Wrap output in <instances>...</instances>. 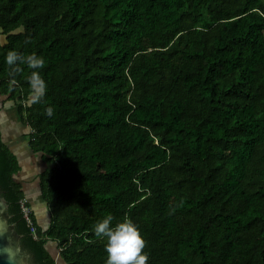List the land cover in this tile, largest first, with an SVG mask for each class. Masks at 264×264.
<instances>
[{
    "label": "trees",
    "instance_id": "1",
    "mask_svg": "<svg viewBox=\"0 0 264 264\" xmlns=\"http://www.w3.org/2000/svg\"><path fill=\"white\" fill-rule=\"evenodd\" d=\"M11 50L44 59L39 103ZM0 96L46 165L43 226L0 129L32 264H106L109 214L138 226L148 264H264V0H0Z\"/></svg>",
    "mask_w": 264,
    "mask_h": 264
},
{
    "label": "clouds",
    "instance_id": "2",
    "mask_svg": "<svg viewBox=\"0 0 264 264\" xmlns=\"http://www.w3.org/2000/svg\"><path fill=\"white\" fill-rule=\"evenodd\" d=\"M5 60L12 73L21 72L20 65L24 64L34 70L28 78L31 89L29 103H39L44 98L48 87L39 71L45 65L44 59L35 54L24 56L15 50H11L7 53ZM53 114L54 109L48 107L46 115L52 117ZM113 221L114 217L109 214L94 226L95 235L106 239V264H148L149 255L144 251L146 241L138 226L130 218H124L115 225H113Z\"/></svg>",
    "mask_w": 264,
    "mask_h": 264
},
{
    "label": "crops",
    "instance_id": "3",
    "mask_svg": "<svg viewBox=\"0 0 264 264\" xmlns=\"http://www.w3.org/2000/svg\"><path fill=\"white\" fill-rule=\"evenodd\" d=\"M6 106L8 105L4 103V98L0 96V111L2 112V110ZM16 114L18 116L17 111ZM4 123H6V120L5 122L0 120V129L3 133L5 140L9 143L13 151L18 155L20 159V164L22 166V171L18 176L19 180L23 183L24 189L27 192L31 193L33 197H38V199H40L39 181L37 180V178L38 175L46 169V165L42 161V159L39 156L34 155L30 151L29 147L25 144V142H23V139L21 138L23 127L20 125V122L16 125L14 131L12 130L10 132L8 131L7 126V129L4 128ZM38 204L40 206L38 210L41 214V218L38 219L39 224L47 226L50 220L47 208L42 206L41 200L38 202Z\"/></svg>",
    "mask_w": 264,
    "mask_h": 264
},
{
    "label": "water",
    "instance_id": "4",
    "mask_svg": "<svg viewBox=\"0 0 264 264\" xmlns=\"http://www.w3.org/2000/svg\"><path fill=\"white\" fill-rule=\"evenodd\" d=\"M9 220L8 203L0 191V264H32L31 256L23 250L21 235Z\"/></svg>",
    "mask_w": 264,
    "mask_h": 264
},
{
    "label": "rangeland",
    "instance_id": "5",
    "mask_svg": "<svg viewBox=\"0 0 264 264\" xmlns=\"http://www.w3.org/2000/svg\"><path fill=\"white\" fill-rule=\"evenodd\" d=\"M4 39V38H3ZM8 106H6L2 112L0 111V120H2L4 123V128H6V126L8 127V131H14L15 127L17 124H19L20 119L16 114V109L13 105L11 104H7ZM28 194V201L30 202V204L32 205V209L35 212L36 216L38 219L41 218V214L38 210V208L40 207L38 202L40 201V199H38V197H33V195H31V193H27Z\"/></svg>",
    "mask_w": 264,
    "mask_h": 264
},
{
    "label": "built area",
    "instance_id": "6",
    "mask_svg": "<svg viewBox=\"0 0 264 264\" xmlns=\"http://www.w3.org/2000/svg\"><path fill=\"white\" fill-rule=\"evenodd\" d=\"M22 211L24 213V217L28 223V226L31 229V232L36 235L38 228L34 225V222L31 219V210H30V207L28 206L27 200H24L22 202Z\"/></svg>",
    "mask_w": 264,
    "mask_h": 264
}]
</instances>
